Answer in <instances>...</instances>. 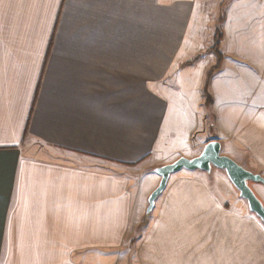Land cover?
I'll return each mask as SVG.
<instances>
[{"label": "crops", "instance_id": "obj_1", "mask_svg": "<svg viewBox=\"0 0 264 264\" xmlns=\"http://www.w3.org/2000/svg\"><path fill=\"white\" fill-rule=\"evenodd\" d=\"M240 2L208 82L199 0H0V264H264V223L219 168L173 173L140 230L157 166L212 139L264 162L263 49L230 51Z\"/></svg>", "mask_w": 264, "mask_h": 264}, {"label": "rangeland", "instance_id": "obj_2", "mask_svg": "<svg viewBox=\"0 0 264 264\" xmlns=\"http://www.w3.org/2000/svg\"><path fill=\"white\" fill-rule=\"evenodd\" d=\"M199 1H200V5L202 4V7L204 8L205 12L209 13L210 8L215 10L214 15H207L205 13V15H204L205 18L203 20H205V22H206V19L208 17L211 18V28H213L214 24H215V26L217 28V29L215 28V31L217 34L216 40L218 37H219V39H224V37H225L226 40L228 39V40H230V42H233L234 40L236 41L238 38V36H237L238 32H236L238 30V27H236L234 24H236V23L238 24V22H239L238 19L240 16L238 14L229 16L226 12H229L230 9L233 7L239 6L241 3L240 0H199ZM242 2H243L244 6L248 7V9L252 8V14H248L247 16H245V24L247 23V27H246L247 30L244 31V32H246L244 40L247 43H246V45H241L242 47L238 46L239 48L231 46L230 47L231 56L236 59V57H237L236 55H238L239 52H241L243 56L244 55H250L249 53H251L254 56L256 51L261 52V49H263V52L261 53V56H262L264 54V46L260 45L261 39L259 37H257L256 43H255L256 37H254V34L256 32L261 33V31H264V13L262 15L261 14L255 15L254 14V6L264 7V0H242ZM228 18H230V21H231V22L229 21L230 27H227V30H225L224 24L226 23V20ZM258 20H261V21L258 22ZM255 23H257V25H259V27ZM228 33L230 34V36ZM225 34H227V37L224 36ZM205 38H206V36H204V39ZM262 41L264 42V36L262 37ZM211 49L215 52V54L217 56H220V54H219L220 49L219 48L214 47V48H210V50ZM224 55H225V53L221 54V56H220L221 57L220 67H221L222 59H223ZM219 60H218V62H219ZM218 62H217V64H218ZM231 63H232V59H231ZM232 65H233V63H232ZM215 68L216 67L214 66L211 68V70H209V72L207 73L208 78H209V76L212 77L214 72L217 70ZM211 77H210V79H208V82L211 81ZM195 86H196V84H193V86H188L189 87V93L188 94L190 95V97L191 98L198 97L206 91V98H207L206 101L210 105L214 101L213 95L210 94L206 89L204 91L202 88H199L198 94H195L196 93ZM188 139H190L192 142H195L196 141V134H192V135L187 134L185 141H184V145L187 148L190 147V144L187 142ZM191 153H197L196 155H194V156H197L200 154V151H197V152L191 151ZM223 153H225V152H223ZM194 156H192V157H194ZM243 161L248 163L249 165H251V167L255 170L254 172L260 173L264 176V162L262 160H256V159H253L251 157H248L246 159H243ZM210 175H212V174H210ZM214 179H215L214 181H216V179H222V177L220 175L217 176L215 174ZM172 182H174V181H172ZM231 184H232V182H231ZM251 185L259 194L262 193V192H260V189L262 188V183L260 184L257 182H251ZM232 186H234V185L232 184ZM234 188H235V186H234ZM234 188L232 189V193H233L232 197L238 198V196H239V198H241L242 200H244L246 202L245 204H248L247 201L240 196L239 191L236 188H235L236 189L235 190ZM154 210L155 209H153L152 212L150 213L148 220H144L145 226L143 225L144 226L143 228L140 227V230L141 229L143 230L144 228H147V229L149 228V225L151 223L150 218H151Z\"/></svg>", "mask_w": 264, "mask_h": 264}, {"label": "water", "instance_id": "obj_3", "mask_svg": "<svg viewBox=\"0 0 264 264\" xmlns=\"http://www.w3.org/2000/svg\"><path fill=\"white\" fill-rule=\"evenodd\" d=\"M222 148L223 144L219 139H212L205 144L202 152L197 156L187 157L183 155L174 162L157 166L155 170L161 179L149 196L144 220H148L158 197L166 189L173 173L186 169L190 171L202 170L211 174L215 167L226 172L240 196L247 201L249 209L264 223V202L251 185V182L264 184V176L250 170L230 155L223 153Z\"/></svg>", "mask_w": 264, "mask_h": 264}, {"label": "trees", "instance_id": "obj_4", "mask_svg": "<svg viewBox=\"0 0 264 264\" xmlns=\"http://www.w3.org/2000/svg\"><path fill=\"white\" fill-rule=\"evenodd\" d=\"M219 36H220V35H219ZM216 41H217V42H216L215 47H217V45H218L219 37L217 38ZM219 54H220V56H221V53H219ZM220 63H221V57H220V60H219L218 64L215 66V67H216L215 69H218V68L220 67ZM210 77H211V76H209L208 79H210Z\"/></svg>", "mask_w": 264, "mask_h": 264}, {"label": "bare ground", "instance_id": "obj_5", "mask_svg": "<svg viewBox=\"0 0 264 264\" xmlns=\"http://www.w3.org/2000/svg\"><path fill=\"white\" fill-rule=\"evenodd\" d=\"M203 150V149H202ZM202 152V151H201ZM255 190V189H254ZM257 193V192H256Z\"/></svg>", "mask_w": 264, "mask_h": 264}]
</instances>
